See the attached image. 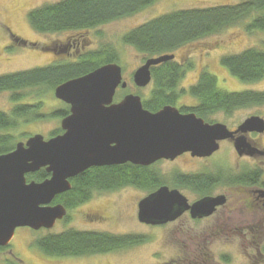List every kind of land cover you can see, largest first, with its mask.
<instances>
[{
	"label": "trees",
	"instance_id": "trees-1",
	"mask_svg": "<svg viewBox=\"0 0 264 264\" xmlns=\"http://www.w3.org/2000/svg\"><path fill=\"white\" fill-rule=\"evenodd\" d=\"M156 1L59 0L31 9L28 20L37 33L72 31L83 34L115 20L135 15ZM236 25H243L247 33L264 32V0H240L225 5L189 7L166 12L126 32L122 36V42L151 58L174 54L184 46L195 45L198 41ZM25 42L26 40L11 31L6 52L15 50L18 45L26 46ZM69 48V43L49 46L47 49L57 56L52 63L0 74V92H10V99L14 104L8 112L0 110V155L14 150L18 142L26 139L22 138L31 136L22 130L27 124L43 121L48 116L62 121L69 115L70 106L66 103L45 114L43 109L46 103L43 96L48 92L54 91L68 80L120 60L118 50L109 43H103L97 49L75 53L74 58L69 56ZM221 62L242 81L256 82L264 79L262 47H248L239 53L224 55ZM193 66L190 60L183 63L176 59L153 66V88L148 96L141 95L144 107L156 112L166 105H177L179 99L185 95L194 98L196 103L181 106V111L194 112L212 122V117L221 112L231 115L238 108L264 105V91H225L218 86L217 77L205 68L199 71L193 85L179 89L186 72ZM30 96L31 99L28 98ZM62 132L60 125L51 131L49 137ZM49 177L50 173L46 168L27 174L28 181L41 182ZM212 182L211 176L175 175L172 186L180 188L189 185L194 190L207 193ZM71 183L72 188L56 196L53 204L61 203L67 210H71L95 193L115 191L127 185L151 193L160 186L168 185L159 172L132 163L91 167L72 178ZM68 217L67 215L66 219ZM147 239L140 235L68 228L59 233L40 236L35 239L34 244L50 257H85L118 252L135 244H143ZM4 248L0 247V250ZM224 259L228 262V258ZM210 260L212 258H208ZM3 264L24 263L12 255Z\"/></svg>",
	"mask_w": 264,
	"mask_h": 264
},
{
	"label": "rangeland",
	"instance_id": "rangeland-1",
	"mask_svg": "<svg viewBox=\"0 0 264 264\" xmlns=\"http://www.w3.org/2000/svg\"><path fill=\"white\" fill-rule=\"evenodd\" d=\"M56 1L59 0H0V74L52 63L57 56L47 48L55 44L69 43L71 52L69 56L74 58L80 51L97 49L103 43H109L119 52L120 60L117 64L123 68L124 79L128 82L126 89L119 88L116 93L115 100L119 101L128 93L146 97L154 85L153 81L144 88H139L134 84V72L148 58L134 47L122 42V36L126 32L166 12L189 7L225 5L237 3L240 0H157L155 4L135 15L115 20L83 34L72 31L53 34L35 32L29 24V10L44 3ZM11 31L26 40V46L18 45L14 48L15 50L6 52L5 48L10 41ZM248 47L264 48V32L247 33L243 25H236L222 33L198 41L195 45L178 49L174 53L175 59L183 63L190 60L194 65L186 72L179 89L193 85L199 71L205 68L217 77L218 86L225 91H264V79L256 82L242 81L221 62L222 56L239 53ZM10 97V92H0L1 111L8 112L13 108L14 104ZM28 98L31 99V96ZM43 100L46 103L43 109L45 114L62 107L64 103L55 97L54 91L43 96ZM195 103L194 98L184 95L179 99L177 106H191ZM255 115L264 117V105L238 108L231 115L221 112L215 114L212 120L234 127ZM60 125L61 120L48 116L43 121L27 124L22 130L28 132L29 135L40 133L48 138L51 131ZM25 138L27 139V136L22 139ZM230 149V146H223V151L217 153L216 157L227 159L229 156L228 160L233 165L236 155L233 150L230 152ZM203 164V161L183 156L176 162H162L157 167L160 173H164L162 177L169 187H172L171 173L177 171L185 174V172L199 169ZM146 195L147 192L135 188L103 192L98 195L95 193L90 201L68 210L69 217L58 221L52 229L36 231L30 227H18L9 247L0 250V264L12 255L24 264H199L192 263L187 257L198 252L200 254L202 251L212 255L214 262L208 264H264V256L257 252L258 249L264 252V235L249 228H254V221H251L250 216L248 222H242L247 225L243 229L238 228L234 236L220 233L211 237L210 234H206L208 232L204 229L212 228L217 223V214L206 222H197L185 217L178 219L182 214L172 223L149 225L140 222L138 218V204ZM94 210L100 211L104 218L94 219L92 214ZM231 221L236 223L233 219ZM68 228L140 235L148 239L143 244H135L118 252L85 257H50L34 244L35 239L40 236L47 233H59ZM192 240L194 243L190 242ZM198 246L200 249L197 251ZM195 257L196 255L193 258ZM226 257L230 261H225Z\"/></svg>",
	"mask_w": 264,
	"mask_h": 264
},
{
	"label": "water",
	"instance_id": "water-1",
	"mask_svg": "<svg viewBox=\"0 0 264 264\" xmlns=\"http://www.w3.org/2000/svg\"><path fill=\"white\" fill-rule=\"evenodd\" d=\"M174 58V54L148 58L134 72L133 82L147 87L152 82L151 68ZM119 87L127 88L128 82L116 62L60 84L54 95L70 106L69 115L61 121L63 133L48 139L32 135L0 155V247L10 244L18 227L52 229L67 215V208L52 204L53 200L72 188V178L91 167L149 166L185 152L208 157L222 140L233 137L226 124L210 123L194 112L182 113L174 105L150 111L139 94L128 93L115 101ZM249 131L263 132L264 118H247L237 132ZM246 148L250 146L244 137H238L239 154ZM42 168L50 173L49 178L27 180V174ZM222 202L219 197H204L190 204L178 189L164 185L140 201L138 218L161 225L187 210L193 217L210 215Z\"/></svg>",
	"mask_w": 264,
	"mask_h": 264
},
{
	"label": "flooded vegetation",
	"instance_id": "flooded-vegetation-1",
	"mask_svg": "<svg viewBox=\"0 0 264 264\" xmlns=\"http://www.w3.org/2000/svg\"><path fill=\"white\" fill-rule=\"evenodd\" d=\"M179 109L181 111V106L179 107ZM181 112L189 113L183 111ZM215 122L217 121L212 120L211 123ZM241 124L242 123L234 127H230L226 124L228 129L233 132V137H229L227 139L222 140L220 142L219 149L214 152L211 156L199 157L192 155L191 152H185L184 154L178 156L173 160L162 159L152 165L144 166L149 170H154L160 173V170H158L157 167L159 164H162V162H176L183 156H190L193 159L203 161L204 164L199 169L192 170L191 172H185V174L174 171L173 173H171L170 176L171 179H173L175 175L211 176L213 177V182L209 186L207 193L194 190L189 185H185L180 188H174L172 186L170 188L178 189L186 197L190 204H193L204 197H219L223 199V202L217 205L213 213H211L210 215L203 217H193L191 211L187 210L183 213L181 217L178 218L181 219L185 217L186 219H190L197 222H206L210 221L212 217L217 214V223L214 224L212 228L207 227L204 229V231L208 232L206 234H210L211 237L217 236V234L220 233L229 236H234V232L236 233L238 228L243 229V227L247 225V223L242 222H248L249 216L251 218V221H254V228H249L260 235H264V131H249L246 133L237 132ZM241 136L244 137L245 143L250 146V148L245 149V153L243 154H239L236 149V139ZM226 145L230 146V152L231 150H233L234 154L236 155V161H234L235 164L233 165H231V161L228 160L229 156L227 157V159H218V157H216V154L222 152L223 146ZM160 174L163 175L164 173L161 172ZM127 188L140 189L132 185H127L121 187L118 190L120 191ZM115 191L111 190V192ZM103 192H99L97 193V195ZM148 194L149 193L147 192V195ZM93 196H91L89 199L80 204L90 201ZM92 214L94 216V219L104 218L100 211L94 210ZM232 219L236 223H233L231 221ZM172 222L174 221L167 222L165 223V225ZM190 242L194 243L193 240ZM199 249L200 248L198 246L196 250L198 251ZM257 252L261 256H264V252L261 249H258ZM195 255L196 257L193 258ZM208 258H212V255L204 251H202L200 254L198 252L196 254H192L191 257H187V259L191 262L199 264L212 263V260L208 261ZM228 261H230V259H228Z\"/></svg>",
	"mask_w": 264,
	"mask_h": 264
}]
</instances>
